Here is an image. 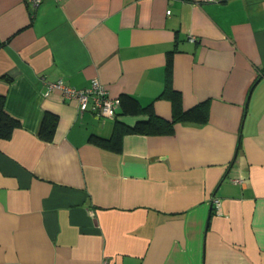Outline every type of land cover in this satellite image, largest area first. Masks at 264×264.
I'll list each match as a JSON object with an SVG mask.
<instances>
[{"label":"crops","instance_id":"0c3cea01","mask_svg":"<svg viewBox=\"0 0 264 264\" xmlns=\"http://www.w3.org/2000/svg\"><path fill=\"white\" fill-rule=\"evenodd\" d=\"M93 79L207 120L109 150L148 115L46 93ZM0 95V264H264V0H0Z\"/></svg>","mask_w":264,"mask_h":264},{"label":"trees","instance_id":"16d2710c","mask_svg":"<svg viewBox=\"0 0 264 264\" xmlns=\"http://www.w3.org/2000/svg\"><path fill=\"white\" fill-rule=\"evenodd\" d=\"M166 87L167 88L165 90L168 91L170 86L166 84ZM119 99L120 106L115 117L119 118V112L121 115H136L138 113H145L148 115V119L137 121L132 127L125 125L117 119L110 137L101 138L91 136V139H93L96 144L115 152L121 151L122 137L126 133H169L173 130L174 122H204L207 120V109L204 104L202 106L184 111L181 108L180 97L175 93L171 95L173 104V113L171 120H166L160 116H157L154 113L153 106L151 104L141 106L137 99L131 95L122 94ZM52 119H54L53 116H50L48 114L44 115L40 128L41 134L45 129H47L46 124H48ZM17 124L18 121L4 110V97L0 95V138L8 137Z\"/></svg>","mask_w":264,"mask_h":264},{"label":"built area","instance_id":"2783aa9c","mask_svg":"<svg viewBox=\"0 0 264 264\" xmlns=\"http://www.w3.org/2000/svg\"><path fill=\"white\" fill-rule=\"evenodd\" d=\"M32 4L38 5L42 0H29ZM208 2H221L223 0H205ZM170 10H167L169 13ZM58 89L62 96L69 100H75L78 104V109L80 112L90 109L94 114L99 117H115L117 110L120 106V99L117 97H111L100 83L93 79L89 86L84 88H76L65 84L61 80H56L53 82H48V89L46 93L50 90ZM235 180L234 182H238ZM213 204L218 210L220 206V201L215 198L213 199Z\"/></svg>","mask_w":264,"mask_h":264}]
</instances>
